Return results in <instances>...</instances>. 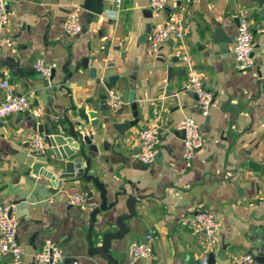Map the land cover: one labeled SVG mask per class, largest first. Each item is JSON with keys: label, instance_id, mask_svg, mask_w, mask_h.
Wrapping results in <instances>:
<instances>
[{"label": "crops", "instance_id": "obj_1", "mask_svg": "<svg viewBox=\"0 0 264 264\" xmlns=\"http://www.w3.org/2000/svg\"><path fill=\"white\" fill-rule=\"evenodd\" d=\"M115 1L104 0V12L88 20L84 0H7L11 15L0 35V103L5 78L18 94L31 95L34 106L41 108L40 122L54 111L75 118L78 109L99 102L98 124L86 125L85 132L97 146L90 156V175L105 185L109 202L119 191L126 192L124 198L130 194L143 198L136 204L131 231L115 253L118 257L124 253L126 264H202L205 237L188 225V219L205 208L222 224L209 261L233 264L259 242L258 232L264 233V173L242 166L249 160L264 163V0H191L184 37L169 39L159 50L149 45L148 27L162 24L179 4L171 1L154 13L150 0H121L120 8ZM75 9L85 28L69 34L64 22ZM242 13L256 38L254 72L235 69L232 48ZM220 34L232 42H220ZM3 37L12 38L13 46ZM107 40L112 42L108 53ZM37 57L57 63L53 82L35 70ZM84 59H89V67L82 64ZM189 61L215 94L208 116L200 113L196 96L187 88ZM66 69L71 76L63 88ZM112 75L119 76L114 84ZM109 87L124 97L122 107L111 106ZM31 114L17 113L0 121V198L18 221L23 264H45L35 260L45 239L59 244L65 259L73 258L62 264H107L99 255L87 254L90 213L100 204L101 194L94 182L75 177L53 191L43 175L28 172L19 161L18 152L33 149L31 136L39 132L33 130ZM187 116L197 119L205 140L191 167L183 160L184 135L176 129ZM154 121L163 133L160 156L143 165L131 154L140 146L139 132ZM128 122L131 126L124 134L114 128ZM84 185L94 196L83 210L70 198ZM119 208L99 216L96 226L127 213L124 201ZM150 233L153 254L131 260V243ZM257 254L254 251V257ZM0 264H13L12 257H3Z\"/></svg>", "mask_w": 264, "mask_h": 264}, {"label": "built area", "instance_id": "obj_2", "mask_svg": "<svg viewBox=\"0 0 264 264\" xmlns=\"http://www.w3.org/2000/svg\"><path fill=\"white\" fill-rule=\"evenodd\" d=\"M179 4L178 10L162 22V24L153 27L149 36V45L153 50H159L160 47L169 39L181 40L185 35V13L190 7L191 0H150V7L154 13L160 12L167 7L169 2ZM118 8L121 7V0H116ZM10 10L7 8V0H0V35H3L5 28L10 22ZM239 25L235 36V42L232 48L235 57V69L243 72H254L256 67L255 56H253L256 45V38L252 29L250 20L242 13L238 17ZM65 30L70 34H78L84 30V24L80 20L78 10H71L64 22ZM8 46H13L14 40L10 37H3ZM188 60V59H187ZM35 70L42 77L49 81L57 63L48 62L42 57L34 60ZM189 80L187 88L197 98L198 109L204 116H208L215 102V94L206 85L203 76H201L191 65L189 61ZM256 75V73H254ZM1 88L4 91L3 101L0 103V121L2 118L17 113H32L38 115L41 112L39 106H34V101L29 94H18L12 87L7 78L1 81ZM107 96L110 99L113 109H118L125 103L124 97L114 87L107 89ZM176 129L184 133V155L183 160L186 166L191 167L197 157L199 149L205 143L203 133L196 118L187 116L177 123ZM140 146L133 151L131 157L143 165H148L156 161L160 154L162 142V128L156 121L150 123L139 132ZM31 144L34 150L44 149L46 146V136L43 133L36 132L31 136ZM89 197L87 191L79 188L71 196L70 202L73 206L85 209L88 205ZM188 225L198 233L204 235L206 255L201 259L202 264H211L209 253L215 247L218 240V234L222 224L216 218L214 212L210 209L197 211L188 219ZM18 221L13 214L12 207L0 198V260L5 256H11L13 264H23V249L18 240ZM154 235L146 234L142 241H133L129 256L131 260L149 258L154 252ZM35 260L45 264H62L65 255L62 248L52 239H45L40 249L36 252ZM233 264H254L255 257L251 253H244L233 260Z\"/></svg>", "mask_w": 264, "mask_h": 264}, {"label": "water", "instance_id": "obj_3", "mask_svg": "<svg viewBox=\"0 0 264 264\" xmlns=\"http://www.w3.org/2000/svg\"><path fill=\"white\" fill-rule=\"evenodd\" d=\"M103 1L104 0H84L82 6L83 9L88 12V20L92 19L94 15H101L104 12ZM152 29L153 25L151 24L148 27L147 33L151 32ZM218 33H221V30H218L217 34ZM218 37L217 39L226 45L230 44L233 40L230 37H224L221 34L220 36L218 35ZM111 45V40H107V43L105 44L106 53H108ZM175 61H179V58H175ZM89 63V59H84L82 64L85 67H89ZM80 66L81 65H78L77 68ZM170 70L172 71V68ZM65 73L67 76L63 79V88L66 87V82L71 76L68 69L65 70ZM91 74L96 76L97 70L92 68ZM54 76L55 69L53 70L49 81L53 82ZM118 77V75L110 76V82L114 84L116 80H118ZM99 83H102V79L100 78ZM130 97V101L134 102L132 93L130 94ZM136 107L137 105L134 104L133 108L136 109ZM99 108V102L94 100L91 108L82 107L78 109L75 118L69 117L66 113L59 114L57 111H54L52 117H44V122H40V119L37 118L39 115L31 114L30 118L35 121L33 124V130H37L46 136L47 146L44 149L34 150L28 148L20 151L18 152V159L21 163L28 166V172H31L35 176L43 175L53 191L58 190L57 188L63 187L64 181H66V184L67 182L74 180L75 177H79L85 182H94V185L100 190L101 194L100 204L95 206L94 210L90 213V228L87 237L89 249L87 254L90 257L99 255L107 264H126V255L120 253L121 256L118 257L115 253L120 250L121 245H119V242H121L131 231V220L137 215L136 204L140 203L143 198L133 194L124 198L127 195L126 192L119 191L115 194L114 200L109 202L108 190H106L105 185L101 183L98 177L90 175L89 171L92 164L90 156L97 151V146L93 144V139L89 135H86L85 132L86 125L92 124L96 126L98 124V118L96 115ZM130 126L131 122L116 123L114 128L118 133L124 134ZM159 156L160 154L157 156L156 160ZM48 166H51L52 169L48 170ZM242 166L249 167L255 174L264 173V163H257L253 160H249L244 162ZM82 189L85 191L88 190L85 185ZM93 196L94 193L88 191V197L92 199ZM122 201H124V206L127 208V213H119L112 221L104 220L98 228L96 223L99 222V216L114 210H119ZM113 227H116L117 229L114 230ZM258 234L261 239L254 244L250 253L253 254L254 251L258 253L255 257L256 261L254 264H264V233L259 231ZM116 242L118 243L116 244ZM72 259H65L64 262L71 263L73 262ZM210 259L213 260V255H210ZM76 260L77 258H74V261Z\"/></svg>", "mask_w": 264, "mask_h": 264}]
</instances>
